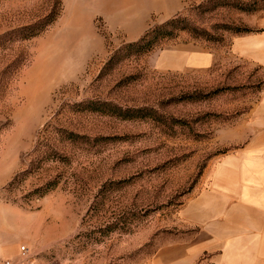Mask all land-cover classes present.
<instances>
[{
	"label": "rangeland",
	"instance_id": "1",
	"mask_svg": "<svg viewBox=\"0 0 264 264\" xmlns=\"http://www.w3.org/2000/svg\"><path fill=\"white\" fill-rule=\"evenodd\" d=\"M58 1L0 0V262L151 264L195 240L180 211L243 146L264 68L230 45L264 0ZM176 47L214 61L158 69Z\"/></svg>",
	"mask_w": 264,
	"mask_h": 264
},
{
	"label": "crops",
	"instance_id": "2",
	"mask_svg": "<svg viewBox=\"0 0 264 264\" xmlns=\"http://www.w3.org/2000/svg\"><path fill=\"white\" fill-rule=\"evenodd\" d=\"M151 14L144 11L117 30L134 41ZM252 27L254 32L232 38L230 52L264 68V14L253 19ZM213 61L207 51L176 47L161 51L156 67L208 68ZM245 129L242 148L216 162L208 186L180 211L181 220L198 229L195 240L165 247L151 264H264V91Z\"/></svg>",
	"mask_w": 264,
	"mask_h": 264
},
{
	"label": "built area",
	"instance_id": "3",
	"mask_svg": "<svg viewBox=\"0 0 264 264\" xmlns=\"http://www.w3.org/2000/svg\"><path fill=\"white\" fill-rule=\"evenodd\" d=\"M0 264H37L34 255L26 246L19 247V254L15 259H4Z\"/></svg>",
	"mask_w": 264,
	"mask_h": 264
},
{
	"label": "trees",
	"instance_id": "4",
	"mask_svg": "<svg viewBox=\"0 0 264 264\" xmlns=\"http://www.w3.org/2000/svg\"><path fill=\"white\" fill-rule=\"evenodd\" d=\"M253 7H252V9H249L248 10V12H253V11H259V10H264V5H259L258 3H256V1H253L252 2V4H251ZM60 6H61V2H60V0L58 1V3H57V13H56V15L54 16V19L58 16V14H59V10H60ZM54 19H52V20H54ZM52 20H51V22H52ZM173 21V20H172ZM171 21V22H172ZM50 22V23H51ZM49 23V24H50ZM167 24H168V22H167ZM42 30H40L39 32H32L31 33V35L30 36H36L37 34H39L40 32H41ZM255 30H249V31H246L245 33H249V32H254ZM149 30H147L145 33H144V35L140 38V40H138L136 43H131L129 46L130 47H135V46H139L140 44H142L143 42H145V40L147 39V36L149 35ZM150 41H146V43L143 45V46H145L146 44H148Z\"/></svg>",
	"mask_w": 264,
	"mask_h": 264
}]
</instances>
